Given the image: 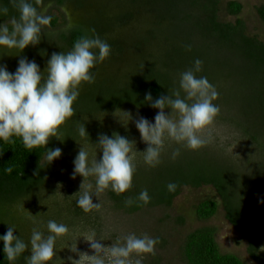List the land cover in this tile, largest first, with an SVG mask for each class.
Listing matches in <instances>:
<instances>
[{"label": "trees", "instance_id": "obj_1", "mask_svg": "<svg viewBox=\"0 0 264 264\" xmlns=\"http://www.w3.org/2000/svg\"><path fill=\"white\" fill-rule=\"evenodd\" d=\"M190 1L43 0L48 14L57 10L60 15H50L51 26L43 29L40 43L29 45L21 53L18 49L0 48V65L15 73L22 58L34 60L44 72L52 53L70 51L75 41L85 35H97L111 46L110 56L91 70L94 83L80 86L73 105L75 115L60 129L63 141L53 137L46 146L51 150L60 148L59 158L47 164L45 147L27 149L18 137H13L15 143L0 140V236L6 234L9 225L15 226L14 235L28 242L33 227H39L47 235L48 220L63 223L70 233L57 240L56 256L49 264H71L69 257L76 260L80 257L67 246L89 229H94L98 238H109L100 241L104 246H110L117 238L107 233L108 214L134 216L146 209L168 208L184 187L211 186L221 202H201L196 208L197 218L200 221L213 218L221 205L226 220L237 231L248 234L250 258L257 264H264V251L260 250L264 247V177H208L198 171V167L185 166L184 158L179 155L175 159L172 155L161 158V163L152 168L143 162L141 154L136 161L133 187L121 195L111 190H106L99 199L93 195V203H100L101 207L99 211L84 213L77 207L76 198L70 197L79 191L83 177L72 180L56 171V162L74 164L81 147L79 143H85L77 131L81 124L86 128L89 144L97 143L100 134L112 137L113 133H118L134 140L140 152L145 151L147 145L134 120L144 117L154 124L159 112L145 102L146 94L151 93L153 101L170 94L179 86L180 73L192 68L197 59L202 61V70L196 73L197 77H206L218 92V98L213 101L220 108L215 126L238 128L242 140L249 141L255 147L254 151L258 149L255 137L248 132L249 127L236 121V111L244 102L247 105V101L231 98L238 92L245 94L253 80L248 78L250 74L245 67H237L223 55L232 49H240L246 62L259 68L264 64V42L247 36L241 23L220 22L216 0ZM27 2L35 6V0ZM200 6L206 17L195 20L191 11ZM2 8H7L8 14L0 13V25L11 17L19 18L13 0H0ZM242 10V5L237 2L227 5V12L232 16H239ZM257 14L264 23V6L257 9ZM69 24L71 28L66 31ZM117 108L129 111L134 118L127 129L113 116ZM164 111L165 114L171 112L167 108ZM168 145L167 141L165 148ZM8 167L13 169L11 173L5 171ZM223 179H227L225 185ZM169 183L177 185L175 191L168 190ZM58 184L62 185L59 191L65 197L63 200L54 195ZM223 187L227 189L224 191ZM144 189L150 197L147 204L138 199ZM128 198L134 201L131 206L125 205ZM22 204L26 211L20 207ZM27 211L35 216L36 224L28 219ZM216 234L214 227H202L189 233L181 246V260L185 264H245L236 255L221 252ZM76 243L78 252L94 255L83 237ZM30 256L29 245L15 262H9L0 240V264H26L25 258ZM143 264H161V261L155 256H145Z\"/></svg>", "mask_w": 264, "mask_h": 264}, {"label": "clouds", "instance_id": "obj_2", "mask_svg": "<svg viewBox=\"0 0 264 264\" xmlns=\"http://www.w3.org/2000/svg\"><path fill=\"white\" fill-rule=\"evenodd\" d=\"M13 7L18 9L19 18L11 17L0 25V48L18 49L21 53L29 45L40 43L43 29L50 28L52 17L47 15L43 0H35V6L27 0H13ZM0 13L7 15L8 9L2 8ZM70 28L71 24L65 30ZM110 53L111 46L106 41L97 35H85L75 41L70 51L52 53L44 72L34 60L27 58L19 60L15 73L0 65V140L15 143L13 137H18L30 150L46 148L53 137L61 140V127L75 115L73 105L79 96L80 86L94 83L91 70L103 63ZM201 70L202 61L197 59L192 68L180 73L179 86L170 94L155 101L151 93L146 94L145 102L159 109L154 124L144 117L134 120L129 111L119 108L114 111L113 116L126 129L134 120L142 141L147 145L143 152L136 150L134 140L130 141L118 133H113L112 137L100 134L97 143L89 144L85 126L81 124L78 127L79 136L85 143H79L81 147L73 162L72 178L77 175L83 177L79 191L70 196L76 198L77 207L84 213L99 211L101 204L93 203V195L99 199L106 190L116 195L129 191L133 187L137 153L142 154L146 165L154 168L161 163L166 141L189 150H198L214 142L220 108L213 101L218 98V92L206 77H197L196 73ZM166 108L171 110L170 114H165ZM97 150H102L100 160H97ZM179 153L180 149L176 148L172 158L175 159ZM61 154L60 148H46L44 159L50 164ZM12 170L11 167L5 169L8 173ZM61 187V184L57 185L54 195L63 200L65 197L59 191ZM176 187L174 183L167 185L170 192ZM138 199L144 204L150 202L147 189L140 192ZM133 203L131 198L125 200L126 206ZM20 207L25 210L23 204ZM28 214V219L36 224L35 216ZM46 227L47 235L39 227H33L29 241L25 242L14 235L15 226L9 225L6 234L0 236L7 260L15 262L30 245L31 256L25 258L26 264L52 262L56 256L57 240L68 236L70 229L55 220H48ZM80 237L90 244L94 255L78 252L76 242ZM106 240L109 238L105 236L98 238L94 229L77 237L75 243L67 246L80 257L78 260L69 257L71 264H143L146 255L156 254L155 246L159 243L158 238L135 233L119 236L112 240L110 246L100 243ZM260 250L264 251V247Z\"/></svg>", "mask_w": 264, "mask_h": 264}, {"label": "rangeland", "instance_id": "obj_3", "mask_svg": "<svg viewBox=\"0 0 264 264\" xmlns=\"http://www.w3.org/2000/svg\"><path fill=\"white\" fill-rule=\"evenodd\" d=\"M216 1L218 3L217 16L220 22L233 25L241 23L247 36L264 42V23L257 14V9L264 6V0ZM230 2L242 5L243 10L239 16H232L227 12V5ZM195 10L191 11L195 20L206 17L202 6ZM47 15L59 16L60 14L57 10H53ZM195 32L198 33V31ZM223 56L230 58V61L237 67H245V71L247 70L246 72L250 74L248 78L253 80L245 94L238 92L231 98L247 101V105L244 102L236 111V121L249 127L248 132L250 136L255 137L258 149L254 151L255 147L251 146L249 141L242 140V134L238 128L215 126L213 143L198 150H189L168 141L169 145L162 152L161 158H170L173 151L179 148V156L184 158L185 166L190 164L194 168L198 167V171L200 170L208 177H264V64L257 68L255 64L246 62L240 49L227 51ZM227 96L226 98H228ZM240 108H242L241 111ZM136 150L140 152V150ZM140 157L141 154L137 153L136 161ZM101 158L102 152H98L97 160ZM56 171L62 177L74 180L72 178L74 164L64 165L61 162H56ZM76 177L82 176L77 175ZM226 182L227 179L222 180L223 185ZM223 188L224 191L227 189ZM230 191L231 189L228 192ZM205 200L221 202L216 190L211 186L184 187L180 195L174 199L171 207L146 209L134 216L108 214L107 233L114 234L117 238L128 233H135L137 236L147 234L154 239L158 238L159 243L155 246L156 254H149L146 257L154 258L155 256L160 259L161 264H185L181 260L180 250L187 235L202 227H214L217 230L216 241L222 253L234 254L245 264H257L247 252L248 234L237 231L226 220L225 211L221 205L213 218L206 221H200L197 218L196 208Z\"/></svg>", "mask_w": 264, "mask_h": 264}]
</instances>
